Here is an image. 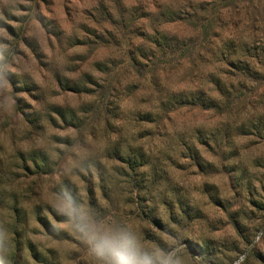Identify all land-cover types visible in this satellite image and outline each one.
I'll return each mask as SVG.
<instances>
[{
	"label": "rangeland",
	"instance_id": "374dc122",
	"mask_svg": "<svg viewBox=\"0 0 264 264\" xmlns=\"http://www.w3.org/2000/svg\"><path fill=\"white\" fill-rule=\"evenodd\" d=\"M199 9L0 0V226L13 264H93L51 208L62 194L182 264H234L257 235L245 264H264V1L222 9L206 42L174 21ZM184 42L204 43L181 58Z\"/></svg>",
	"mask_w": 264,
	"mask_h": 264
},
{
	"label": "clouds",
	"instance_id": "9594fccd",
	"mask_svg": "<svg viewBox=\"0 0 264 264\" xmlns=\"http://www.w3.org/2000/svg\"><path fill=\"white\" fill-rule=\"evenodd\" d=\"M54 213L72 230L76 239L86 248L93 264H182L176 252L164 253L144 246L138 233L127 225L99 220L93 208L78 203L70 194L59 195L51 204ZM8 230L0 226V264H13ZM257 235L249 249L243 251L234 264H245L253 247H258Z\"/></svg>",
	"mask_w": 264,
	"mask_h": 264
},
{
	"label": "trees",
	"instance_id": "16d2710c",
	"mask_svg": "<svg viewBox=\"0 0 264 264\" xmlns=\"http://www.w3.org/2000/svg\"><path fill=\"white\" fill-rule=\"evenodd\" d=\"M200 5L198 15L191 17L189 14L182 15L178 13L177 17L174 18L175 22L184 23L185 25L191 27L196 33L199 35H205V41H207L208 33L211 29H213V25H215L216 21L218 20L219 14H221L222 9L224 8H236L237 0H197ZM249 0H244L247 2ZM254 1V7L257 5H261L264 0H251ZM168 13V12H167ZM200 43V47L203 43ZM161 46V45H160ZM198 45H189L188 43L184 42L179 46V52L181 54V58L187 56L192 51L196 49H200ZM163 48V56L167 57V54L164 53L165 48ZM178 52V53H179ZM176 54V51H173L170 55ZM136 67V64L133 63Z\"/></svg>",
	"mask_w": 264,
	"mask_h": 264
}]
</instances>
